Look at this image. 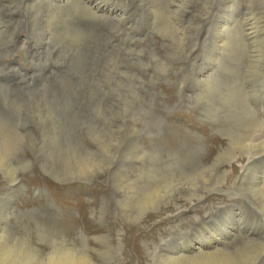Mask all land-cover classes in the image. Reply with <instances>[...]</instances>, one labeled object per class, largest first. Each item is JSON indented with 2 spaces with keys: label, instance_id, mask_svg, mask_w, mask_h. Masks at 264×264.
<instances>
[{
  "label": "rangeland",
  "instance_id": "rangeland-1",
  "mask_svg": "<svg viewBox=\"0 0 264 264\" xmlns=\"http://www.w3.org/2000/svg\"><path fill=\"white\" fill-rule=\"evenodd\" d=\"M15 1H0V23L23 19L16 28L27 41L0 53V150L17 147L6 150L0 169V264H50L59 256L154 264L155 244L174 232L188 255L197 246L264 242L260 207L235 192L207 189L230 137L258 120L263 128L255 138L264 136V0H143L171 14L167 32L157 11L148 19L137 0H76L60 11L61 35L45 53L27 35L28 0ZM88 2L108 5L110 13L97 12L108 19L93 16L86 6H96ZM227 18L233 30L216 52L213 38ZM245 160L225 168L238 176ZM156 190L163 198L158 209L149 198ZM200 191L206 202L196 197ZM235 201L239 207L223 209Z\"/></svg>",
  "mask_w": 264,
  "mask_h": 264
},
{
  "label": "bare ground",
  "instance_id": "bare-ground-1",
  "mask_svg": "<svg viewBox=\"0 0 264 264\" xmlns=\"http://www.w3.org/2000/svg\"><path fill=\"white\" fill-rule=\"evenodd\" d=\"M1 1V0H0ZM15 1V0H14ZM22 1V0H21ZM21 1L16 0L15 2L21 4ZM73 0H28L26 1V3L23 5V7L26 8L27 10V15H28V22L30 23V28L27 30L28 32V37L29 39H33L35 41V46L36 45H40L43 47V49H41L40 51L42 53L47 52L50 48H53L54 44H52L54 39H58L59 40V36L61 35L59 32L60 30H62L61 28V22L59 20L60 17V11L63 10H67L69 7H71L76 0H74V2H72ZM93 1V0H91ZM111 1V0H110ZM113 1V0H112ZM138 1V8L143 12L145 10H147L148 12V16L147 18L149 19L150 17H154L153 16V12L157 11V18L155 16V19L158 20V23H161L162 26V32H167L169 28L173 29V23H172V16L171 14L168 12H166L165 9H163L162 7L158 8L157 4L154 3L153 1V8L155 9V11L152 9L151 6H149L147 3H145L143 0H137ZM152 1V0H151ZM158 1V0H157ZM24 2V1H23ZM106 2V1H105ZM156 2V1H155ZM84 3V2H83ZM89 3V2H88ZM94 2H92L90 5L92 6ZM157 3V2H156ZM162 3V2H160ZM18 4V5H19ZM79 4V3H78ZM86 4V3H85ZM95 4V3H94ZM93 4V5H94ZM163 4V3H162ZM165 4V3H164ZM22 5V4H21ZM80 5V4H79ZM78 5V6H79ZM83 5V4H81ZM152 5V4H151ZM171 5V4H170ZM9 6V5H8ZM96 8L94 9L95 11L93 12L89 6H86L93 16L97 17V18H102V19H108L107 18H103L105 16H103V14H97V12H100V10H108L110 13V9L108 5H103L101 3H99L98 5L95 4ZM3 7V6H2ZM80 7V6H79ZM85 7V6H84ZM85 7V8H86ZM165 7V6H164ZM180 7V6H178ZM77 8V6H76ZM75 8V9H76ZM113 9V7H110ZM115 8V7H114ZM166 8V7H165ZM194 8V7H193ZM174 10H171V13H177L176 10V5H174L173 7ZM179 9V8H177ZM3 9H1V11H3ZM83 10V9H82ZM169 10V9H168ZM182 10V9H181ZM0 11V13H1ZM16 11V10H15ZM76 11V10H74ZM78 11V10H77ZM120 11V10H119ZM194 11V10H193ZM54 12V16L53 13ZM66 12V11H65ZM79 12V11H78ZM126 11L125 10H121L118 15L121 17L122 20H124V17H122L124 15ZM141 12V13H142ZM75 14V12H72ZM71 13V14H72ZM166 15H165V14ZM183 13V12H181ZM186 13V12H185ZM184 13V14H185ZM191 13V12H190ZM66 14V13H65ZM126 14V13H125ZM133 14V13H132ZM189 14V12H188ZM165 15V16H163ZM175 15V14H174ZM196 15V14H195ZM199 15V14H198ZM76 16V15H75ZM108 16V15H106ZM111 16V15H110ZM118 16V17H119ZM129 16V15H128ZM186 16V15H185ZM193 16V15H192ZM6 17V16H5ZM11 17V16H10ZM63 17V16H62ZM81 17V16H80ZM87 17V16H86ZM94 17V18H95ZM117 17V16H116ZM132 17V16H131ZM66 18V17H65ZM64 18V19H65ZM74 18V17H72ZM111 18V17H110ZM186 18V17H184ZM26 19V18H25ZM47 19V20H45ZM93 19V18H92ZM152 19V18H151ZM23 19H14L11 20L9 19L8 21L5 22H1L0 26L2 24H6L5 26H1L0 27V39L5 40L4 43H0V53H14L13 49H17L20 45L21 42L26 43L27 41L22 39L21 35L18 33L17 30V26L19 27L23 22ZM27 20V19H26ZM111 20V19H110ZM136 20V19H135ZM227 20H229L228 18L225 19L224 21H222L221 25L219 26V33L217 34L215 32V37L213 39H215L216 42V52L219 51V49H223L226 47L227 44V38L229 35V31L230 27H228V23ZM2 21V20H1ZM66 21V20H65ZM98 21V20H96ZM128 21V20H127ZM230 21V20H229ZM27 22V21H26ZM67 22V21H66ZM84 22V21H83ZM25 23V22H24ZM68 23V22H67ZM130 23V22H129ZM234 23V22H233ZM164 26H163V25ZM176 26L182 31L181 27L178 26L177 23H175ZM174 24V25H175ZM252 25V27L254 28L255 26L250 23ZM23 25V24H22ZM130 25V24H129ZM158 25V24H157ZM67 26V25H66ZM79 27V26H78ZM154 27V26H153ZM175 27V26H174ZM231 27H235V24H232ZM251 28V26H249ZM65 28V27H64ZM66 29V28H65ZM175 29V28H174ZM177 29V28H176ZM175 29V30H176ZM177 29V30H179ZM67 30V29H66ZM233 30V29H232ZM248 30V29H247ZM90 31V30H89ZM174 31V30H173ZM217 31V30H216ZM250 31V30H249ZM92 32V31H91ZM67 33V32H66ZM173 33V32H172ZM180 33V32H179ZM182 33V32H181ZM249 33V32H248ZM176 34V33H175ZM250 34V33H249ZM34 35H36L38 37V41L34 38ZM59 35V36H58ZM63 35V34H62ZM251 36V35H250ZM179 37V36H178ZM177 37V38H178ZM260 37V35H259ZM65 38V37H64ZM94 39V38H93ZM28 40V39H27ZM57 40V41H58ZM69 41V40H68ZM65 42L66 44L69 42ZM68 45V44H67ZM99 45V44H98ZM70 49L74 50L75 48L72 45H69ZM180 48V47H179ZM38 49V48H37ZM184 49V48H183ZM30 50V48H29ZM28 50V48L25 49L26 52L30 51ZM34 50V49H33ZM76 50V49H75ZM86 51V50H85ZM36 52V51H35ZM222 52V51H221ZM258 52V50H257ZM40 53V52H38ZM74 53V52H72ZM76 53V52H75ZM172 54V53H171ZM215 54V53H214ZM261 54V53H260ZM79 55V54H78ZM217 55V54H216ZM71 56V55H70ZM75 56V55H74ZM215 56V55H214ZM71 59V57H70ZM178 59V58H177ZM218 60V58H216ZM216 60V61H217ZM215 61V62H216ZM5 62V61H4ZM77 64V63H76ZM251 64V63H250ZM9 66V65H8ZM7 66V67H8ZM3 69V68H2ZM118 71V70H117ZM203 76L205 77V83L207 84V86L212 87V81L210 80L211 77H209V73L205 70H203ZM260 73V72H259ZM200 76V75H199ZM203 80V78H202ZM259 84V83H258ZM121 85V84H120ZM125 86V85H124ZM255 86V85H254ZM253 86V87H254ZM263 87V86H262ZM79 88V87H78ZM214 89V88H213ZM211 90V89H210ZM258 91V90H257ZM260 91V90H259ZM40 92V91H39ZM49 92V91H48ZM47 92V93H48ZM51 93V92H49ZM48 93V94H49ZM47 94V95H48ZM255 94V93H254ZM41 95V94H40ZM5 96V95H4ZM7 96V95H6ZM47 97H50L49 95ZM55 97V96H54ZM35 98V97H34ZM6 100V99H5ZM10 100V99H9ZM55 102V99H53ZM57 100V99H56ZM3 101V100H2ZM14 101V100H13ZM12 100L10 102H13ZM38 101V100H37ZM36 101V102H37ZM42 101V100H39ZM8 102V101H7ZM44 102V101H43ZM50 102V101H49ZM53 102V103H54ZM5 104V103H4ZM46 104V103H45ZM48 104V103H47ZM51 106V102L49 103ZM58 104V102H57ZM6 105V104H5ZM7 105H9L7 103ZM6 105V106H7ZM13 105H16L13 104ZM264 105V104H263ZM2 106V105H1ZM53 106V104H52ZM4 107V105H3ZM12 107V106H11ZM19 107V105H18ZM16 107V108H18ZM56 108V107H55ZM1 109V108H0ZM15 109V108H14ZM13 109V110H14ZM48 109V108H47ZM51 109V107H50ZM17 110V109H16ZM42 111V110H41ZM47 111V110H46ZM7 112V111H6ZM1 113V111H0ZM52 113H54V111H52ZM2 114V113H1ZM1 116V115H0ZM3 116V115H2ZM1 118V117H0ZM249 120V119H248ZM263 121L258 120L257 122H255V125L251 126V130L245 132V133H240V135L238 136H232V138L230 137V144L231 147L226 150L223 151L221 153L218 154V156L215 158V161L213 162L214 165H216V168L219 172H218V176H216L217 181H213L212 186L210 188H207L208 191L211 192L210 195L215 193H225L229 196H231L233 194V192L240 194L241 197H243L245 200L248 201V203L253 202L255 205H257L258 207H260L263 212H264V171H261L260 169V164L262 162H264V136L261 139H256L255 137L258 135V133L262 130L263 126L262 123ZM103 129V128H102ZM122 133V132H121ZM261 133V132H260ZM264 134V133H263ZM259 136V135H258ZM261 137V136H259ZM123 139V138H122ZM18 146V145H17ZM109 146V145H108ZM6 148L3 150H0V169H3L6 166V160H5V155L7 154L6 150H9V148H17L14 146H5ZM123 148V147H122ZM111 149V147H110ZM136 150V149H135ZM14 151V150H13ZM6 152V153H5ZM111 152V151H110ZM133 152V150L131 151ZM138 153V152H137ZM9 154V153H8ZM7 154V155H8ZM13 154V152H12ZM134 154V152H133ZM10 155V154H9ZM130 155V153H129ZM137 155V154H136ZM134 157V156H133ZM244 157H246V160L244 161V164L241 163V165H243L241 167V173L238 176H235L234 173L228 172V170L225 168V166H232L234 161H240V160H244ZM10 158V157H9ZM8 158V160H9ZM13 158V157H12ZM11 158V159H12ZM150 163V162H149ZM264 165V164H263ZM123 166V165H122ZM211 166H213L211 164ZM211 166H209L208 168L210 169ZM11 167V166H10ZM214 167V166H213ZM232 168V167H231ZM214 169V168H212ZM215 169V170H216ZM127 170V169H126ZM201 170V169H200ZM232 170V169H231ZM238 170V169H237ZM263 170V169H262ZM10 171V170H9ZM137 171V170H136ZM123 172V171H121ZM240 172V171H239ZM185 174V173H184ZM188 176V175H187ZM190 176V175H189ZM232 177V182L230 185H228V188H224V185L226 183V180L229 179V177ZM249 176V178H248ZM164 177V176H163ZM189 178V177H188ZM248 178V179H247ZM191 179V178H190ZM14 184L18 185L21 184L22 182V178L20 176H17L14 178ZM163 181V180H162ZM227 182H229L227 180ZM181 183V182H180ZM208 183V182H207ZM161 184V183H159ZM163 184V183H162ZM178 184V183H177ZM190 184V183H189ZM154 185V184H153ZM158 186V185H157ZM156 186V187H157ZM174 187L175 191H181V186L176 185L175 183H172L171 186H169V188ZM183 187V186H182ZM204 187V186H203ZM213 188V189H212ZM155 189V188H154ZM162 189V188H161ZM160 189V190H161ZM213 191H212V190ZM160 190H156L153 192V196H150L149 198L153 199V205L155 207V209L160 208L159 207V202L160 200H162V196H160L159 191ZM171 190V189H170ZM192 193H194L193 189ZM173 191V190H172ZM203 192L200 191V194L196 195V197L203 199L204 201L207 200L205 194H202ZM183 194V193H182ZM165 196V195H164ZM239 196V197H240ZM242 198V199H243ZM189 199V198H188ZM236 199V198H235ZM155 200L158 201V203H155ZM206 202V201H205ZM238 201H235V203L229 205V206H224L223 209H225L226 211L228 209L233 210L232 208H236L239 207L240 203ZM175 204L178 206L177 202H175ZM247 204V203H246ZM182 205V204H181ZM206 205H208L206 203ZM179 208L181 209V207L179 206ZM195 206H191L190 209L191 211H194L192 209H194ZM183 209V208H182ZM180 212V211H179ZM218 212V211H217ZM243 212V211H242ZM211 214V213H210ZM240 214V213H238ZM223 215V214H222ZM241 215V214H240ZM208 216V215H206ZM211 216L207 219H210ZM218 219V218H217ZM241 219V218H240ZM195 220L199 221L198 216L195 217ZM243 220V219H242ZM201 221V220H200ZM199 221V222H200ZM238 221V220H237ZM202 223V222H201ZM226 223V222H225ZM239 223V222H238ZM238 226V225H237ZM221 228V227H220ZM230 228V227H229ZM185 229V230H183ZM181 231H183V233H186L187 230L188 232L191 230L190 228H183ZM209 229V228H207ZM254 229V228H253ZM221 230V229H220ZM222 231V230H221ZM231 231V230H230ZM255 231V230H254ZM261 232V231H258ZM208 233V231H207ZM256 233V232H255ZM209 234V233H208ZM218 234V233H217ZM264 234V233H263ZM173 238L170 237L168 240H162V244H155V249L153 250L154 253H152L153 255V259H154V264H243V261H248V264H264V242H259L257 240H253V239H248L247 238V243H244V245H241V241H243L242 239L239 241H236L235 243H233L231 246H228L226 248L220 249V248H216L213 251H209V250H202L201 247L199 248V246H197L196 249H199L198 252H196L193 255H188L187 253L185 254L182 251V247L181 244L182 242L179 240L180 236H178L177 232H174ZM230 235V234H229ZM220 236V235H217ZM232 236V235H231ZM258 236V235H257ZM197 237V236H196ZM2 239V238H0ZM174 239L175 242H174ZM208 241V240H207ZM245 241V240H244ZM203 242V241H202ZM193 243V242H192ZM191 243H189L190 245ZM198 244V243H197ZM187 246V245H186ZM196 246V245H195ZM203 246V245H202ZM222 246V245H221ZM224 247V244H223ZM190 248V247H189ZM192 249V248H191ZM89 251V250H88ZM189 251V250H188ZM194 251V250H193ZM4 252V251H3ZM8 252V251H7ZM6 253V252H5ZM191 253H193L191 251ZM10 253H8L7 258L9 256ZM5 255V254H4ZM2 255V256H4ZM151 255V256H152ZM1 256V257H2ZM10 257V256H9ZM6 258V257H5ZM1 259V258H0ZM4 259V258H2ZM71 259V258H70ZM10 260V258L8 259ZM7 260V261H8ZM90 260V259H89ZM89 260H87L86 258H84V260H82L83 262H79L78 259H71V260H64L62 259L60 256L58 258L54 257L51 259L50 264H87V262H90ZM5 261V260H4ZM12 261V260H10ZM1 262V261H0ZM6 263V262H5ZM11 263V262H10ZM1 264H4L3 261ZM245 264V263H244Z\"/></svg>",
  "mask_w": 264,
  "mask_h": 264
}]
</instances>
